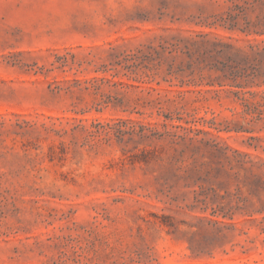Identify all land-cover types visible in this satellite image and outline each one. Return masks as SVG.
<instances>
[{
	"label": "rangeland",
	"instance_id": "374dc122",
	"mask_svg": "<svg viewBox=\"0 0 264 264\" xmlns=\"http://www.w3.org/2000/svg\"><path fill=\"white\" fill-rule=\"evenodd\" d=\"M263 27L264 0H0V264H264Z\"/></svg>",
	"mask_w": 264,
	"mask_h": 264
},
{
	"label": "trees",
	"instance_id": "16d2710c",
	"mask_svg": "<svg viewBox=\"0 0 264 264\" xmlns=\"http://www.w3.org/2000/svg\"><path fill=\"white\" fill-rule=\"evenodd\" d=\"M237 9H238V6H237ZM238 13H228L227 16L225 17H221L219 20V25L220 26H223L229 30H240L242 32H246V33H250L251 32V27L249 26L248 23H246L244 26H240V24L238 23ZM253 32H256L258 34H263L264 33V27L261 29V30H257L254 28V31ZM263 51V50H262ZM262 51H258L257 54L258 55H262ZM257 57V56H256ZM255 59V58H253ZM243 62L246 63L247 62V56H243ZM244 68V67H242ZM239 76L240 77H243V76H246V80H245V83H249L251 81H253L252 79L256 76H258V72L257 70L255 69L254 66H252V71L251 73L249 74H243V73H239ZM249 76V77H248ZM236 86H242V83H237Z\"/></svg>",
	"mask_w": 264,
	"mask_h": 264
}]
</instances>
